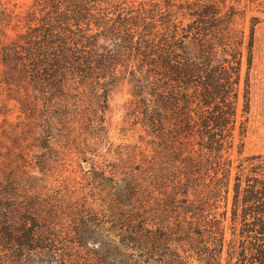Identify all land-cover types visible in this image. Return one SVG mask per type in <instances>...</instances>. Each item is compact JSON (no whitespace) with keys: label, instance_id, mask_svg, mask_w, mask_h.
Returning <instances> with one entry per match:
<instances>
[{"label":"trees","instance_id":"1","mask_svg":"<svg viewBox=\"0 0 264 264\" xmlns=\"http://www.w3.org/2000/svg\"><path fill=\"white\" fill-rule=\"evenodd\" d=\"M139 5L123 16L107 0H35L24 10L0 1L1 82L24 91L18 100L33 128L87 130L90 150L78 136L61 134L63 142L113 182L117 202L52 199L42 191L44 177L13 174L0 135V264H264V155L247 158V184L236 175L231 204L226 155L260 17H251L248 32L245 20L249 11L264 12V0ZM142 25L144 36L135 39ZM126 73L146 131L141 141L153 146L152 155L140 150L136 171L137 147L115 149L121 163L92 148L114 143L105 112L109 90ZM90 88L97 103L75 107ZM248 106L245 95L244 112Z\"/></svg>","mask_w":264,"mask_h":264},{"label":"rangeland","instance_id":"2","mask_svg":"<svg viewBox=\"0 0 264 264\" xmlns=\"http://www.w3.org/2000/svg\"><path fill=\"white\" fill-rule=\"evenodd\" d=\"M0 1L9 6L16 4L18 10H24L30 7L35 0ZM107 1L120 4L123 7L122 10H126L123 11V16L137 14L138 7L140 6V0ZM133 5V8L137 11L128 13V8ZM37 14L40 16L41 12ZM118 14L120 12L109 13L110 17H117ZM252 16L260 17L259 22L255 26L253 59L250 67H248L246 60L243 63L239 88L237 124L234 131V147L231 151L226 152V155H229L233 162L230 204L232 203L236 175L239 176L240 180L242 179L244 186L247 184V166L249 162L247 158L259 154L264 155V12L257 10L247 12L245 20L247 32L250 30ZM93 27L95 28V26ZM144 28L143 25L134 27V30H137L135 39L140 36L139 32L141 34L144 32ZM8 33L14 36L16 31L9 27ZM142 35L144 36V34ZM130 77L127 73L123 74L120 78L121 81H118L109 90L105 116L110 122V141L114 143L105 144L102 142L92 148L102 158L117 160L115 159L117 155L115 153L116 151H114L115 149H120V146L129 149L134 148V146L137 147L138 154L135 159L136 163L134 162L133 165V170L136 171L137 164L142 161L140 150L152 155L153 146L146 143V138L143 139L144 141H141L143 135H146V131L141 123L142 113L138 110L139 103H137V99L131 93V84L128 81ZM1 80L2 78L0 76V135L3 136V150L8 156L7 160L9 166L12 168L13 174L20 172L24 175L30 173L42 178L44 177L43 180L46 181L44 182L45 188L42 191L54 200L65 199L78 205L116 207V190L113 188V182L111 180L106 181L101 174H96L92 170L91 165L76 152V149L72 148L73 146L63 142L66 139L61 134L67 133L72 136H78V140L82 142L81 146L89 148L88 144H84L88 140V136H85L87 130L82 129L76 124V128L69 132L66 129H64L66 131H61V129L58 130L54 127L50 129L51 135H48L49 132L46 131L44 133L43 127L41 126L33 128L29 114H27L30 111L25 112L24 100H18L24 91L22 90L18 93L16 84L7 85L5 82H1ZM101 91L103 90L101 89ZM245 95H248L249 101L247 112L243 111ZM97 101L96 90L90 88L87 90L86 100H75L74 103L77 105L75 107L81 105L83 108H91ZM241 126L244 127L243 135L240 133ZM27 128H30V130ZM31 130L33 131L27 134ZM43 135L46 137H42ZM35 136L36 138H34ZM38 140L40 143L43 142L46 144V146L42 147L39 145ZM139 145L140 149L138 148ZM196 149H201L200 151H203V153H208L206 148H201L199 145L196 146ZM58 150L64 151L63 153H59ZM206 153L203 155L205 156ZM42 154H47L48 157V169H46L44 175L40 172L38 166V158ZM202 158L204 159V157ZM119 162L121 163V161ZM177 163L180 164L181 162L178 161ZM116 166H119V164ZM118 171L121 172L122 169Z\"/></svg>","mask_w":264,"mask_h":264}]
</instances>
